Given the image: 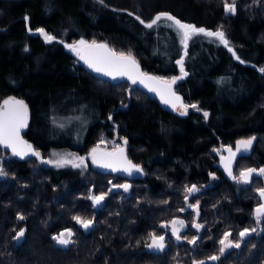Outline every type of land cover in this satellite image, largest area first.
Returning a JSON list of instances; mask_svg holds the SVG:
<instances>
[{
    "label": "trees",
    "instance_id": "trees-1",
    "mask_svg": "<svg viewBox=\"0 0 264 264\" xmlns=\"http://www.w3.org/2000/svg\"><path fill=\"white\" fill-rule=\"evenodd\" d=\"M226 3L235 4L234 14L225 11ZM162 12L222 30L229 46L194 34L185 48L169 21L146 28L136 19L149 23ZM41 28L54 39L35 33ZM79 38L131 54L160 77L181 76L177 61L183 58L187 75L175 88L200 110L189 107L180 115L141 86L95 76L64 44ZM260 69L264 0H0V105L8 96L27 103L24 136L46 154L82 142L90 146L115 131L126 139L129 157L145 169L127 184L119 173L51 167L0 144L6 173L0 176V264H264V217L258 222L255 211L264 175L248 183L233 179L213 151L255 136L236 167L264 168ZM122 183L130 186L127 194L113 187ZM192 185L199 188L195 194L186 190ZM101 193L104 200L94 205L89 196ZM193 200L204 224L200 233L189 207ZM76 216L93 220L92 226L84 229ZM175 218L186 223L182 240L171 230ZM66 229L72 230V243L57 244L52 237ZM244 229L249 231L240 237ZM20 230L24 235L16 239ZM164 232L165 248H149L151 234ZM225 233L240 246L221 253Z\"/></svg>",
    "mask_w": 264,
    "mask_h": 264
},
{
    "label": "snow or ice",
    "instance_id": "snow-or-ice-1",
    "mask_svg": "<svg viewBox=\"0 0 264 264\" xmlns=\"http://www.w3.org/2000/svg\"><path fill=\"white\" fill-rule=\"evenodd\" d=\"M100 2L103 3V0H100ZM225 11L227 13L234 14L236 11L235 4L226 3ZM129 14L131 15V13ZM27 19L28 17H25V20ZM136 19L139 20L141 24H144L146 28H152L154 25H157L158 22H160L162 19L172 21L173 24L183 35L181 43L184 44L185 48H187L188 39L191 35L194 34H204L209 37H216L225 47L229 46V41L226 39L225 33L222 30L218 29L216 31H209L203 27H196L192 24H186L181 22L176 17L172 16L170 13H158L149 23H145V21L140 19V17H136ZM28 30L29 32L32 31L31 28H29ZM36 31L39 32L40 35H42L46 41H51L52 39H54V37L49 35L42 28L37 29ZM68 47L71 48V50L74 51L76 55L80 57V59L84 60L88 64V66L97 73H101L105 76L111 77L113 80H115L117 77L126 76L134 84L139 80L140 83L148 87L149 91L157 92L160 95L162 101L165 104H170L173 110H175L178 105L180 108L184 109V111L180 112V115H187V109L189 107L196 109L197 111L200 110L196 104H184L181 98L172 91V85L175 84L178 79H182L183 76L187 75V73L184 71L183 58L177 61V64L180 65L181 76L172 77L170 80H165L163 78L150 76L146 73L141 72L139 69V64L131 54L126 55L123 52L116 53L115 51L110 49L106 44H97L95 41L89 44L87 41L80 40L76 45H68ZM229 51L233 52L234 56L236 55V53L230 47ZM236 58L239 59L238 56ZM240 62L243 63L244 61L241 60ZM260 71L264 72V69H260ZM153 84L157 85V87H153ZM166 94L170 98H166ZM203 115L205 118H207L208 113L204 112ZM109 119H111V117H109ZM27 122L28 107L22 100H16L15 98L11 97L4 100L3 105L0 106V144L6 147H10L12 149L13 154L20 156L21 158L27 156L29 153H31V155L39 157L40 153L33 151L31 145L27 144V142L21 139V129L27 127ZM254 139L255 138L253 137L251 139L238 141L237 151H239L241 148L245 150L250 148ZM124 143L126 144L127 141L125 140ZM229 151L231 152L230 149ZM234 156L235 153H231V157ZM231 157L229 159H231ZM91 159L92 162L98 165L99 167L110 168L113 171L122 170L124 172H127L128 175H132L133 170H135L136 172L142 171V169L138 165L133 164L130 160L127 159V157L124 155V148H118V150L114 151L113 153H103L99 156L97 154V149L94 148L91 152ZM79 160L80 163H75L73 160L60 158L56 161H45V163H55L57 167L71 163L73 167H80L84 163V160L82 157L79 158ZM117 165H119V169ZM225 168L228 172V175L232 176L230 164H225ZM256 172V169L251 168L245 171H241L239 174V180L244 183H248L252 174ZM258 174L264 175V168L259 169ZM4 175H6V173L3 171V169H0V176ZM232 178L238 179L235 176H232ZM113 187H120L127 191L130 186L114 185ZM186 190L189 194L199 191V189H197L195 185L190 188H187ZM258 191L259 195L264 198V188L259 189ZM89 198L92 200L94 205H99L101 201L104 200L105 194L93 195ZM189 207H192V205H189ZM255 211L257 214V221L259 222L261 218L264 217V204H261L260 207H258ZM18 219L23 220L24 217L18 216ZM73 219L84 229H89L93 224V220L91 219H82L79 216L73 217ZM177 223L183 226V221H172V233L176 236V239L179 240V229L175 227ZM194 226L197 229L202 227V225L200 224H195ZM248 231V229H244L243 231H241L239 234L240 237H244L248 233ZM252 231H255V229H253ZM23 235L24 231L20 230L16 234L15 238L19 239ZM72 235V230L66 229L60 232L58 235L53 236L52 239L56 241V243L59 245L67 246L72 243ZM230 235L231 233H225L224 238L220 240V244L223 246L220 249L221 253L224 252L225 247L232 246L231 241L228 240ZM151 239L152 243L148 246L149 248H155L158 250H163L165 248L164 236H156L155 234H151ZM195 242V238L189 241V243L193 244ZM239 246L240 245L238 243L235 244V247ZM217 258L218 257L213 256L210 259L216 260ZM199 264H204V262H199Z\"/></svg>",
    "mask_w": 264,
    "mask_h": 264
},
{
    "label": "water",
    "instance_id": "water-1",
    "mask_svg": "<svg viewBox=\"0 0 264 264\" xmlns=\"http://www.w3.org/2000/svg\"><path fill=\"white\" fill-rule=\"evenodd\" d=\"M35 33H38V32L35 31ZM92 42H93V41H88L89 44H91ZM95 42H96L97 44H101V43H102V44H106L110 49H112L107 43H105V42H103V41H95ZM112 50H113V49H112ZM113 51H115V50H113ZM115 52H116V53H119V52H117V51H115ZM126 55H127V54H126ZM77 59H78V61L83 65V67H84L85 69H87L88 71H90L92 74H94L95 76H97V77H99V78L106 79V80L111 81V82H114V83H119V82H122V81H129V82H132V81L129 80L126 76H125V77H117L115 80H113L111 77H108V76H105V75H103V74H101V73H97V72L93 71V69H91V68L88 66V64H87L84 60L80 59L79 56H77ZM135 60H136V59H135ZM136 61H137V60H136ZM137 63L139 64V69H140L141 72L146 73V74H148V75H150V76L160 77L159 75H157V74H155V73H152V72H146V71L143 69L141 63L138 62V61H137ZM178 77H180V76H178ZM160 78H162V77H160ZM163 79H165V78H163ZM165 80H169V79H165ZM178 80H180V79H178ZM178 80H177V81H178ZM177 81H176V82H177ZM135 84L138 85V86H141L143 89H145L146 91H148L149 93H151L154 97L158 98V99L162 102V104H163L164 106H166L167 108H169V109L172 110L173 112H176V113H179V114H180L181 111H184V109L180 108L179 105L177 106V108H176L175 110H173V108L171 107L170 104H165V103L162 101L160 95H159L157 92L149 91L148 87H146L144 84L140 83L139 80H138ZM175 84H176V83H175ZM175 84L172 85V91H173L177 96H179V97L181 98V100H182V102H183L184 104H186V103H185V100H184V97H183L179 92L176 91ZM152 86H153V87H157V85H155V84H153ZM10 97H11V98H15L16 100H22V101L27 105V103H26L23 99H21L20 97H17V96H8V97H6L5 99H3V101L6 100V99H8V98H10ZM166 98H170V97H168L167 94H166ZM3 101L1 102V105H0V106L3 105ZM27 107H28V105H27ZM188 110H189V108L187 109V112H188ZM28 122H29V108H28ZM28 122H27V126H28ZM26 128H27V127L21 129V132H20L21 139H22L23 141L27 142V144L31 145L32 150L35 151V148H34L33 144H32L31 142H29V141L26 139V137L24 136V133H25ZM1 145H2V144H1ZM2 146L5 147L7 150H9V151L13 154L12 149H11L10 147H6V146H4V145H2ZM119 148H124V155L127 157V159L130 160L133 164L138 165V166L142 169V171H141V172H136L135 170H133L132 175H128L127 172H124V171H122V170H117L116 172H119V173L122 174V175H128V176H130V177H142V176L144 175V173H145L143 167H142L140 164L135 163L133 160H131V159L127 156V153H126V151H125V147H119ZM96 149H97V154H98V156H99L100 154H103V153H113L114 151L118 150V148H116V149H114V150H109V149L101 148V147L96 148ZM222 149L226 151V154H224V155L221 157V163H222L224 169L226 170V168H225V164H230L231 170H233V168H234V166H235V162H236L237 156H238L237 151H236L234 148H232L229 144H227V145H223V146H222ZM229 149L231 150V152L229 151ZM231 153H235V156H234V157H231ZM13 155H14V154H13ZM15 156H17V155H15ZM30 156H32L31 153H29L27 156H24L23 159L29 158ZM17 157L21 158L20 156H17ZM230 157H231V159H229ZM90 159H91V154H90ZM91 162H92V159H91ZM92 165H93L94 167H96L97 169L101 170V171H105V172H112V171H113V170L110 169V168H102V167H99L98 165L94 164L93 162H92ZM117 167H118V169H119V165H117ZM248 169H250V168H248ZM251 169H256L257 172L252 174V176L250 177V180L252 179V177H253L254 175L261 176L260 174H258L260 168H254V167H251ZM246 170H247V169H246ZM197 189H198V188H197ZM261 189H262V188H261ZM191 194H192V193H191ZM258 194H259V191H258ZM259 197H260V199H261V204H264V198H262L260 195H259Z\"/></svg>",
    "mask_w": 264,
    "mask_h": 264
},
{
    "label": "rangeland",
    "instance_id": "rangeland-1",
    "mask_svg": "<svg viewBox=\"0 0 264 264\" xmlns=\"http://www.w3.org/2000/svg\"><path fill=\"white\" fill-rule=\"evenodd\" d=\"M161 21H168V20H164V19H162ZM170 23H172L173 24V22L172 21H169ZM174 25V24H173ZM80 40H84V41H93V40H86V39H84V38H79V39H73V40H71V41H69V42H65L64 44H65V46H66V48L70 51V52H72L73 54H75L76 55V53L74 52V51H72L71 50V48H69L68 47V45H76ZM119 53H121V52H119ZM126 54V53H125ZM77 56V55H76ZM162 78H165V79H171L172 77H162ZM57 122V125H59V126H66V124H64V123H61L60 121H56ZM255 138L254 140H253V142H252V145H251V147L250 148H248L247 150H245V149H243V148H241L239 151H237V142L238 141H240V140H247V139H251V138ZM255 140H256V137L255 136H249V137H243V138H240V139H238V140H236L233 144H229L232 148H234L236 151H237V153H238V157H239V155L240 154H247V153H250L251 152V150H252V148H253V145H254V143H255ZM123 137H121L117 132H113L111 135H109V134H102L97 140H95L92 144H91V146L89 147V149H88V151H87V153H89V152H91L92 151V149H94V148H99V147H101V148H110V149H113V148H116V147H120V146H122V144H124L123 142ZM126 147H128V143H126V144H124ZM223 146V145H222ZM222 146H216L214 149H213V151L218 155V159H219V163H220V166H222V168H224L223 167V165H222V163H221V157L224 155V154H226V151H224L223 149H222ZM55 152H57L56 150H53V151H51L49 154H50V156H49V158H48V160H52V161H56V160H58L59 158H57V157H55L56 156V154H55ZM238 157H237V159H238ZM76 158L77 157H71V160H74V161H76ZM38 159V158H37ZM237 159H236V162H237ZM39 161V160H38ZM39 162H41V161H39ZM236 162H235V166H234V168H233V170H232V176H235V177H237V178H239V174H240V172L241 171H245L246 169H248V168H251V167H254L255 168V166H250V167H244V168H237L236 167ZM42 163V162H41ZM64 165H66V166H68L69 164H64ZM261 168H263V167H261ZM260 168V169H261ZM232 176H230V177H232ZM214 177H215V175H214ZM123 183H125V181H123ZM120 184V185H124V184ZM127 184H129V183H127ZM193 186V185H192ZM192 186H190V187H192ZM196 188H198L197 186H196ZM262 188H264V186L262 187ZM199 189V188H198ZM261 189V188H260ZM128 191V190H127ZM127 191H125L124 193H128ZM198 192V191H197ZM196 192H194V194H195ZM101 194H103V193H101ZM101 194H99V195H101ZM104 194H106V193H104ZM190 205H193V209H194V219H193V224L195 225V224H200V225H202V227L201 228H199L198 229V232L200 233L201 232V230H202V228H203V226H204V224L199 220V210H198V205H199V203H198V201L197 200H193V201H191V203H190ZM263 218V217H262ZM261 218V219H262ZM172 221H183V226H181L179 223H177L176 225H175V227H177L179 230H183V229H185V227H186V223H185V221L184 220H182V219H179V218H177V219H173ZM171 224H172V222H171ZM173 225V224H172ZM198 233V234H199ZM228 240L229 241H231V244L232 245H235V242L236 241H234V240H232V238L229 236V238H228ZM226 243H227V241H226ZM223 247V246H222ZM228 247H225V249H224V251L227 249Z\"/></svg>",
    "mask_w": 264,
    "mask_h": 264
},
{
    "label": "flooded vegetation",
    "instance_id": "flooded-vegetation-1",
    "mask_svg": "<svg viewBox=\"0 0 264 264\" xmlns=\"http://www.w3.org/2000/svg\"><path fill=\"white\" fill-rule=\"evenodd\" d=\"M26 131V130H25ZM27 139V138H26ZM28 140V139H27ZM126 139L125 138H123V143H124V141H125ZM29 142H31L30 140H28ZM32 144H33V146H34V148H35V152H39L40 153V156L39 157H36V158H38V160L39 161H41L43 164H45V165H49V166H51V167H55L56 165H55V163H45V161H49L48 160V158H49V156H50V152L51 151H53V150H56L57 152H55V154H56V156L55 157H57V158H66V159H69V160H71V157H77L76 158V161H74L75 163H80V160H79V158H83V160H84V163L80 166V167H73L72 166V164L71 163H68L69 165L68 166H66V165H63V166H65V167H67V168H70V169H75V170H80V169H85V170H87V169H89V168H96V167H94L93 165H92V162H91V159H90V154H91V152H89V153H87V151H88V149H89V147L91 146H85V142H82V143H77V144H74V145H71L70 147H73V148H69V147H63V148H54V149H52V150H50V151H48L46 154H43L40 150H39V148H37L36 146H35V144L33 143V142H31ZM125 144V143H124ZM124 144H122V146H120V147H125V151H126V153H127V147L124 145ZM116 148H119V147H116ZM116 148H113V149H110V148H106V149H109V150H114V149H116ZM81 150H83V151H81ZM225 151V150H224ZM32 156H34V155H32ZM127 156L129 157V155H128V153H127ZM31 157V156H30ZM238 157V156H237ZM130 158V157H129ZM23 159V158H22ZM131 159V158H130ZM131 160H133V159H131ZM134 161V160H133ZM135 163H137L136 161H134ZM137 164H140L142 167H143V169H144V166L141 164V163H137ZM97 169V168H96ZM97 170H99V169H97ZM101 171V170H100ZM144 171H145V169H144ZM102 172H105V171H102ZM106 173H108V174H116V173H119V172H116V171H112V172H106ZM120 174V173H119ZM145 174V173H144ZM123 176H125L126 178H127V183H130V180H132V179H134V178H137V177H130V176H128V175H123ZM111 179V178H110ZM112 180V179H111ZM119 187H115L114 189H118ZM193 194V193H192ZM90 196H92V195H90ZM89 196V197H90ZM100 205V204H99ZM99 205H97V206H99ZM175 219H177V218H175ZM179 219H182V218H179ZM183 220V219H182ZM170 225H171V230H172V228H173V225L171 224V222H170ZM168 232H164V234L162 235V236H164L165 237V240H164V244H166V241H167V237H168ZM179 236H180V239L179 240H182L183 239V236L181 235L182 234V230H179ZM175 236V235H174Z\"/></svg>",
    "mask_w": 264,
    "mask_h": 264
}]
</instances>
